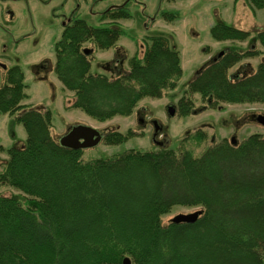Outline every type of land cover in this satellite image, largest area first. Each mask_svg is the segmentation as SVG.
Listing matches in <instances>:
<instances>
[{"label": "trees", "instance_id": "trees-1", "mask_svg": "<svg viewBox=\"0 0 264 264\" xmlns=\"http://www.w3.org/2000/svg\"><path fill=\"white\" fill-rule=\"evenodd\" d=\"M245 2L264 8V0ZM129 15L120 11L112 17ZM181 16L178 9L159 12L169 22ZM210 33L218 41L254 35L250 48L230 46L196 72L177 101L178 113L197 111L193 94L213 109H222L221 103L264 104V60L244 76L229 73L242 59L264 52L255 46L264 49V23L245 29L219 19ZM125 35L119 27L77 20L55 43L53 73L73 93L66 110L78 108L107 121L131 115L145 97L160 98L177 88L180 50L165 32L143 37L142 55L129 57L123 72H92L83 43L107 50ZM27 87L19 65L6 70L0 116L22 124L27 138L18 143L12 133L14 144L0 145L8 156L0 165V185L21 192L0 195V264H122L125 257L132 264H264L263 133L236 143L213 140L196 156L185 145L208 140L207 131L198 128L180 140L179 149L163 142L153 150L130 148L84 161V149L66 147L53 136L50 107L22 103ZM133 135L113 129L103 141L119 144ZM176 205L201 206L203 214L194 223L163 225L162 217Z\"/></svg>", "mask_w": 264, "mask_h": 264}, {"label": "rangeland", "instance_id": "rangeland-1", "mask_svg": "<svg viewBox=\"0 0 264 264\" xmlns=\"http://www.w3.org/2000/svg\"><path fill=\"white\" fill-rule=\"evenodd\" d=\"M146 4V11L151 14L162 7L163 9H178L182 16L180 19L169 22L162 17H157L156 21L150 23L148 29L143 27L142 23L137 21H121V25L128 28L130 35L137 37L135 45L128 37L123 36L118 44L124 48L123 55L125 59L138 52L142 55L143 37L156 32H165L173 34L174 42L180 50L181 65L183 75L174 90H167L160 98L145 97L142 99L136 110L129 116H115L107 121H98L80 109L66 110V105L73 98L71 91L63 89L62 83L55 77L54 73L47 77V81L33 79L31 67L39 60L41 55L55 60L54 45L60 38L62 32V18L64 14H69L77 4V0H22L18 3L5 4L12 9L14 13L15 27L12 29L15 33H34L25 43L15 45L5 31L0 30V62L7 65L15 63L21 64L27 73V93L28 100H23L33 106L45 105L52 109L54 127L51 129L53 136L59 139L65 134L69 125L84 124L101 130L103 134L109 130H119L126 133L129 130L134 132L128 140L119 144H107L103 140L99 144L85 148L83 151V160L89 161L101 157H110L114 154L123 152L130 148L139 150H153L160 146L156 140L166 142V147L179 149L180 140L186 134L192 133L198 128H203L208 133V140L202 145L187 142L186 148L191 149L196 156H200L205 147L213 143V140L227 138L229 141L235 137L238 142L248 137L252 133H263L264 126L254 121H249V114H264L263 103H221L222 109L209 108L206 102L199 94H193L194 105L197 111L187 116L180 115L177 111V101L186 88L188 82L195 76L196 72L207 63L211 56L221 49L229 46H235L241 50L247 49L248 40H215L211 36L210 29L219 19L238 21L240 27L250 29L258 23H264V10L253 9L249 4H244L243 0H138ZM120 0H103L95 9H104L112 3ZM90 4L88 9L79 13L91 24L97 25L99 19L95 14H91ZM238 4V5H237ZM5 7V8H6ZM137 8V6L135 7ZM139 9V8H137ZM140 11L142 10L139 9ZM88 11V14L86 12ZM253 13H252V12ZM256 11V13H255ZM95 13L96 11H92ZM255 13V14H254ZM7 16V15H5ZM141 17V16H138ZM142 19L140 20V22ZM258 22L257 24L255 22ZM230 23V22H228ZM254 34L250 35V39ZM92 43V42H91ZM140 44V45H139ZM257 48L264 51L259 43ZM17 47V48H16ZM141 47V48H140ZM114 54L113 49H96L92 59L93 73H106L100 68V62L109 60ZM10 59L2 60L1 58ZM124 59V60H125ZM264 59V52L256 58H244L236 63L229 73L237 74L244 71L256 69L257 64ZM244 62L250 66L243 65ZM125 68H129L128 62ZM111 73V72H110ZM108 73L107 75L111 74ZM121 73V72H120ZM5 71L0 66V86L4 84ZM176 107V113L171 116L168 113L169 106ZM148 114L155 118L161 124V130L157 132L155 126L149 123L143 126L139 122V114ZM142 115L148 119L149 117ZM246 118V119H245ZM9 114L0 116V145L10 147L15 140L12 133L18 137V143L25 144L27 134L20 123H15ZM11 120L13 123H11ZM20 140V141H19ZM5 152H0V165L7 159ZM2 161V162H1ZM21 192L13 187L0 185V195L11 196ZM24 201V200H21ZM202 209L201 206H181L176 205L172 210L162 217V224L168 225L171 219L180 213H191Z\"/></svg>", "mask_w": 264, "mask_h": 264}, {"label": "flooded vegetation", "instance_id": "flooded-vegetation-1", "mask_svg": "<svg viewBox=\"0 0 264 264\" xmlns=\"http://www.w3.org/2000/svg\"><path fill=\"white\" fill-rule=\"evenodd\" d=\"M21 1L22 0H0V30L5 31L8 35V38L11 39L15 45L25 43L29 37L36 35V32L29 34V33H23V31H20V33H15L14 31H12V29L15 27L14 13H13L12 9L9 8L8 6L6 7L5 4L18 3ZM100 1H103V0H77V4L72 9V12L69 11V14L66 13L63 15L62 32H61L60 38L56 42H58L62 38L64 32L67 31L69 28H71L77 20H83L86 23H88L92 26H95V27H100V28L119 27V28H122L127 32V35H125V36L128 37V39H130L135 45H137V37L134 36V37H136V39H134L133 35H130L128 33L129 29L122 26L120 22L123 20L124 21L130 20L134 24H136L138 21L139 23H142L143 27L148 29V27H149L148 25L150 23H153L156 21L157 17L159 16L160 10L163 9L160 6V7H158V9L156 11H154L151 14L150 12L146 11V4H144L142 1H138V0H120V2L112 3L109 6L105 7L104 9H95L99 5ZM162 1L163 0H161V2ZM89 3H91L90 8L92 7L90 13L95 14L99 19V23L97 25L91 24L86 18L79 15V13H82L85 9H88ZM136 6L139 9L142 8V10L140 11L139 9L135 8ZM93 10L96 12L93 13L92 12ZM120 11H122L124 13L129 12L130 15L128 17H117V18L112 17V16L117 15V13H120ZM86 14H88V11L86 12ZM5 15H7V16H5ZM138 16H141V17H138ZM141 19H142V21L140 22ZM121 37H123V36H121ZM247 40L249 42L248 46H247V49H248V48H250V46L252 44H251L250 38ZM118 41H117V43H118ZM91 42L92 41L88 40V41L83 43V51L85 54L90 56L91 62H92L95 51L98 48L95 47L93 42L92 43ZM117 43L114 47L107 49V50L113 49V51H114L113 56L109 60H105L104 62L99 63V66H101L100 68L105 70L106 74L111 72L110 73L111 75H115V74H118L119 72H123L124 69H126L125 63H126V61H128L129 58L125 59L126 56L123 55V53H124V48L122 47L123 45L122 46L120 44L117 45ZM141 45H142V50H143L144 45H145L144 40H143V42H141ZM85 49H88V52H86ZM227 49H228V47L219 50L218 52H216L215 54H213L211 56L210 60L216 56L222 55L225 52V50H227ZM237 49H240V48H237ZM241 51H243V50H241ZM134 54H135V52L133 53V55ZM249 58H256V57H249ZM2 60H10V59L9 58L5 59L3 57V58H1V61ZM54 62H55V60L52 61V59L47 58L45 56V54L41 55L39 57V60L32 65L31 70H29L28 72L31 73L33 79H37L39 81H47L46 80L47 77L50 74H53ZM244 63L245 64H243V65H246L248 67L250 66L249 63H247V62H244ZM15 65H19L22 68L23 73H24V82L27 85V83H26V81H27L26 77L27 76L26 75L28 72L26 71V69L21 64L15 63V64L9 66L7 64H4L3 62H0V66L3 67L5 74H6L7 69H9L10 67L15 66ZM247 73H248V71L237 73V76H244ZM142 115H145V114H143V113L139 114V122L143 126H146L147 124L151 123V124H153V126H155L157 132H159L161 130V124L155 118H151L150 116H147L148 114L146 113L145 116H147L149 118L148 119L146 118V120H145V117H143ZM255 115H257V114H255V113L249 114L247 116V119L249 121L257 122L255 119ZM258 124H260V123H258ZM260 125H262V124H260ZM262 126H264V125H262ZM100 132L102 134V140H103L104 134L102 133L101 130H100ZM232 138H235V137H232ZM235 140L237 142L236 138H235ZM156 142L158 145H162L164 140L161 142L156 140Z\"/></svg>", "mask_w": 264, "mask_h": 264}, {"label": "water", "instance_id": "water-1", "mask_svg": "<svg viewBox=\"0 0 264 264\" xmlns=\"http://www.w3.org/2000/svg\"><path fill=\"white\" fill-rule=\"evenodd\" d=\"M88 52V49H85ZM169 115L173 116L176 113V108L172 105L168 108ZM255 119L258 123L264 125V114L255 115ZM102 140V134L100 130L84 124H77L72 126L69 132L62 136L59 140L60 144L71 148H89L93 147ZM233 143L236 142L235 138H232ZM203 214V209L196 210L191 213H180L171 219L173 223H194ZM122 264H132L130 257H125Z\"/></svg>", "mask_w": 264, "mask_h": 264}, {"label": "crops", "instance_id": "crops-1", "mask_svg": "<svg viewBox=\"0 0 264 264\" xmlns=\"http://www.w3.org/2000/svg\"><path fill=\"white\" fill-rule=\"evenodd\" d=\"M235 1H236V0H235ZM240 1L242 2V0H238V3H239ZM243 3H244V4H247V3L245 2V0H243ZM237 5H238V4H237ZM260 10H261V9H260ZM262 10H264V8H263ZM251 12H252V11H251ZM252 13H253V12H252ZM255 13H256V11H255ZM255 13H254V14H255ZM223 20H224V19H223ZM225 21H226V20H225ZM263 21H264V20H263ZM227 22H230V23H232V24H235V25H237V26H240L239 23H238V21H236V20H234V19H233L232 21H227ZM255 23L257 24L258 22L256 21ZM258 24H259V23H258ZM258 24H257V25H258ZM254 27H255V26H254ZM252 28H253V26H252ZM26 90H27V89H26ZM26 92H27V91H26ZM28 99H29V97L26 98V99H24V100H28ZM22 103L27 104L26 101H25V102L22 101Z\"/></svg>", "mask_w": 264, "mask_h": 264}]
</instances>
